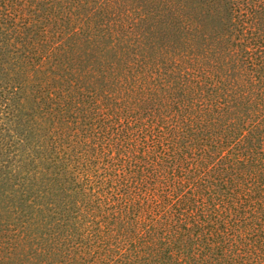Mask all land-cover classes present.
I'll use <instances>...</instances> for the list:
<instances>
[{
    "label": "trees",
    "instance_id": "1",
    "mask_svg": "<svg viewBox=\"0 0 264 264\" xmlns=\"http://www.w3.org/2000/svg\"><path fill=\"white\" fill-rule=\"evenodd\" d=\"M1 6L2 62L66 68L0 145V264H264V0Z\"/></svg>",
    "mask_w": 264,
    "mask_h": 264
},
{
    "label": "rangeland",
    "instance_id": "2",
    "mask_svg": "<svg viewBox=\"0 0 264 264\" xmlns=\"http://www.w3.org/2000/svg\"><path fill=\"white\" fill-rule=\"evenodd\" d=\"M90 7L91 3L89 1H86L84 4V8L87 9ZM0 9L2 11V9L4 8L1 6ZM23 12H25L23 14L24 17L30 15L33 20H37V13H35L33 9H24ZM75 13H77V10H75V8L62 10L60 12V17L65 18ZM73 19L77 18L73 17ZM62 25H64V23H61V26ZM1 28L3 30L8 29L7 31H10L7 25L1 24ZM44 29V34L48 32L49 34H52L56 31L54 23L50 25L46 24ZM85 29V26L84 28H77V30L76 28H72L63 33V35L66 36L65 39H67L66 41H64V47L69 52L76 51L77 47H83L80 33L82 30H84L85 34H88L90 32L89 30H91L89 27H87V31ZM34 36L38 35L34 34ZM141 37L145 39L148 47L144 56L151 55L152 51L156 49L159 55L163 54V50H158V47L164 42L157 41V36L148 35L147 37L141 35ZM101 44L105 47V49H107L106 42L99 41L98 45L100 46ZM1 45L2 42H0V49ZM4 50L5 49H2L0 50V52ZM103 52L104 51H98V53ZM176 53L177 51L174 49L170 53H168L166 58L169 57L170 60H173L177 58ZM134 54L135 53H132V55ZM65 68L66 64L57 65L48 62L44 66H40L37 68L29 65V67L25 68L24 71L23 65L2 62L0 56V145L5 143L4 140L12 139L8 135H13V142H15V137H17L18 135H26L28 131L33 127H40L39 125L37 126V122H40L42 125L46 123V120L41 119L40 117H46V113L50 110L48 108L49 106H51L48 94L47 92L43 91V89L37 91L36 87H32L33 81L29 82L27 77H44V75L48 73L56 72L65 75ZM22 77H25V82H23ZM24 108H27V110L30 112V114L26 113V119H22V114L20 113V111ZM56 123H58V121ZM1 159L2 158L0 157V160ZM2 225L3 223L0 220V242H3L5 240L2 238V235H4V228L2 227ZM3 253V251L0 252V256L3 255Z\"/></svg>",
    "mask_w": 264,
    "mask_h": 264
}]
</instances>
